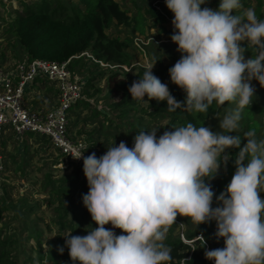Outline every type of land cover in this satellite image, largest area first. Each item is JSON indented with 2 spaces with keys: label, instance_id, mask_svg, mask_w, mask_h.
Returning <instances> with one entry per match:
<instances>
[{
  "label": "clouds",
  "instance_id": "1",
  "mask_svg": "<svg viewBox=\"0 0 264 264\" xmlns=\"http://www.w3.org/2000/svg\"><path fill=\"white\" fill-rule=\"evenodd\" d=\"M202 4L205 0H165L173 13L171 40L181 53L168 73L186 94L184 101L153 74L155 62L143 65L129 92L133 100L166 101L169 112L208 113L213 104L225 102L236 107L219 121L220 132L188 123L159 137L157 128L139 131L131 148L121 141L99 157L94 152L84 156L85 150L71 153L74 159L83 157L89 190L82 202L97 225L83 236L63 235L73 264H170L172 250L164 241L178 214L197 226L215 221V236L223 238L224 247L204 253L214 264H264V199L259 195L264 138L250 129L241 146V135L229 134L239 131L241 112L253 102L251 81L264 87V19L253 8L235 14L242 0H219L216 9ZM245 44L254 53L247 59ZM232 148L238 149L235 172L213 207L208 181L226 168L232 159L226 150ZM196 237L204 244L202 235Z\"/></svg>",
  "mask_w": 264,
  "mask_h": 264
},
{
  "label": "trees",
  "instance_id": "2",
  "mask_svg": "<svg viewBox=\"0 0 264 264\" xmlns=\"http://www.w3.org/2000/svg\"><path fill=\"white\" fill-rule=\"evenodd\" d=\"M19 4L22 7L15 9L10 20L6 21L5 32L12 34L14 37V41L24 53L25 58L23 60L30 61L38 58L62 62L70 58L69 68L74 72V75L77 77L79 75L85 76V84L82 89L84 97L77 100L69 108V132L70 127H74L77 121L73 119L70 122L71 114H76L80 110L77 106L79 103L82 102L87 105L86 96H94L101 92L99 84L102 79H104L107 88L108 108L117 112V117L131 114L130 110L132 109L144 111L142 108H136L140 101L133 100L129 92V87L133 81L140 79L139 76L144 71L143 66L137 67L132 73L125 72L121 66H129L133 60L127 52L129 44L134 40L131 35L143 34L146 26L154 27L165 21L166 17L173 18L170 13L160 12L149 5L146 7L138 6L136 12L131 16L116 0H78L77 4L70 3L69 6H66L60 0H32L30 2L19 0ZM261 5V0H258V7ZM255 11L258 14V9ZM113 25L129 29L131 35L120 37L107 34V29ZM244 46L246 47L245 59L254 55L251 49H247L246 44ZM84 51H88L96 60L109 65H118V67H103L98 62H94L85 56L74 57ZM171 56L172 61L169 63H165L160 58H155V66L152 72L162 83L167 84L170 93L178 101H184L186 94L180 87L171 82L168 73V69L180 58L181 53L179 55L172 54ZM40 93H42V98L52 99L55 100L53 102H56L58 89L55 82L42 77H36L32 81L25 91L24 98L26 100L30 98V101L28 100L29 102H26V104L33 110L41 107L39 105L42 102L35 99ZM147 100L146 111L148 115L167 121L166 126H164L166 131L173 130L172 127L186 126L188 123H192L197 127L204 124L211 130L220 132L222 130L219 128V121L233 109L232 106L221 105L217 107L213 104L208 113H189L180 109H177L176 112H169L167 111L166 101L157 102L155 99L149 100L148 98ZM263 115L264 87H257L255 88L252 104L245 107L241 112L239 131L229 134L241 135V146L246 142L243 133L250 129H255L257 139L264 138ZM142 130H144L142 127L137 129L138 132ZM90 133L87 139H89ZM80 134L81 131H77V135ZM25 135L22 137L21 142H24ZM34 138L38 142H50L45 135H36ZM9 139H12V136L9 137L3 134L1 143L3 154V147L8 144ZM72 139L75 140V137ZM47 147H52V144H47ZM86 150L91 153L94 152L97 157L103 155V153L94 151L92 148L87 147ZM226 151L232 154V159L228 161L226 168L222 166L216 176L208 181L214 191L213 207L217 206L215 196L226 189L235 172L234 158L238 149L232 148ZM31 158V155L24 154V157L18 161V156L8 152V155L3 157L4 162L9 161L7 167L4 165L5 174L20 171L22 178H25L26 167ZM80 172L83 173L77 167L72 177L69 179L64 177L62 181L51 179L47 173L43 175L46 179L44 186L48 191L50 201H58V206L56 205L54 214L56 233L53 237L45 240L46 250L44 253L40 252L36 258L38 262L46 259L49 264H73L68 248L64 244L65 237L63 235L68 232H70V235H76L78 223L75 203L80 206L84 213L88 212L83 205L82 196L76 198L74 194L76 191L75 183L79 181ZM10 188H12V185L9 182L3 183V196L1 195L0 198V264H16L14 258L18 248L17 238L14 234H7L8 227L5 225L6 223H1L2 215L7 210L5 199L9 197L8 190ZM80 190L82 194H86L89 190L85 176ZM64 201L67 202L66 205H64ZM177 218L183 220L187 227L181 233L182 236L179 234L169 236L164 241L172 250L173 260L170 264H214L213 260L205 258L204 253L206 250L224 247L223 238L217 240L215 236V221L197 226L189 217L178 214ZM104 227L106 228V225ZM198 235L204 237V244L197 239L196 236ZM34 237L35 243L40 247L43 243L41 232H36ZM186 241H194V243L189 245ZM60 246L64 247L63 253L58 251ZM22 264H33V260L27 257ZM76 264H80V262L77 261Z\"/></svg>",
  "mask_w": 264,
  "mask_h": 264
},
{
  "label": "rangeland",
  "instance_id": "3",
  "mask_svg": "<svg viewBox=\"0 0 264 264\" xmlns=\"http://www.w3.org/2000/svg\"><path fill=\"white\" fill-rule=\"evenodd\" d=\"M30 2L32 0H23ZM34 1V0H33ZM38 1V0H35ZM66 6L77 4L78 0H60ZM121 7L128 11L132 16L138 6H153L160 12H168L173 16V13L166 7L165 0H116ZM262 5L258 7V0H242L243 7L236 11L235 14L243 16V13L248 8L258 9V14L255 11L258 19H264V0H261ZM30 5V3H28ZM219 5V0H205V4L201 8L209 7L216 9ZM22 6L19 0H0V66H5L8 62L17 61L24 57L23 51L20 50L14 37L10 33L5 32L6 21L10 20L14 14L15 9ZM172 19L166 17V20L154 27H145L143 34H130L129 29L111 26L107 29V34L118 35L123 37L131 35L132 38H138L144 42L143 50L138 49L132 43L129 44L127 52L132 56L133 60L129 66L123 68L125 72L132 73L137 67L143 66L146 63H154L155 58H160L165 63L172 61V54L179 55L177 44L171 40V35L174 31ZM155 66V64H154ZM154 68V67H153ZM85 80L84 75H79ZM251 84L257 88L262 87L255 79ZM101 92L94 96H86L87 105L82 102L77 106L80 109L76 114H71L70 122L76 119L74 127H70L71 137L81 142L88 148L94 151L105 153L107 148L118 145L121 141L126 142L127 146H133V137L137 134L138 128H143L148 131L157 128V137L163 134L167 121L150 117L147 113V96L145 100H140L136 108L142 110L132 109L131 114L117 117V112L108 108L106 100V85L104 79L100 81ZM29 88V87H27ZM36 100L42 103L47 109H51L55 100L42 98V93L35 97ZM30 98L26 100L29 102ZM224 106H236L235 103L225 102ZM129 111V112H130ZM99 112V113H98ZM94 115H96L94 117ZM218 116V114H217ZM216 116V117H217ZM262 123L264 125V115L262 116ZM77 131H81L77 135ZM91 132V133H90ZM90 133V137L89 136ZM5 136H12L8 140L4 149V155L8 152L12 155L18 156V161L24 157V154L31 155L30 163L26 167L25 178H22L20 171L17 173L7 172L5 175V182L12 185L8 190L7 199L5 203L7 210L2 215L1 223H6L7 234L11 233L17 238V251L15 254L16 264H22L27 257L32 258L33 264H49L46 259L38 262L36 258L40 252L44 253L46 250L45 240L51 238L56 233V226L54 225V214L58 201H50L48 191L44 186L46 179L43 177L45 173L50 175L51 179L62 181L64 177L69 179L76 172L77 167L72 162L68 161L64 156L57 152L53 147H47L50 142L35 141V134H26L24 142L14 139L11 132L6 131ZM12 142V143H11ZM47 143V144H46ZM24 144V145H23ZM93 153V152H92ZM9 161L4 162L5 167L8 166ZM79 181L75 183L76 198L82 196L81 187L83 185V177L80 172ZM4 182V183H5ZM80 182V183H79ZM78 187V189H77ZM259 193L260 197L264 198V189ZM3 191L0 192V198L3 196ZM2 195V196H1ZM1 202V200H0ZM57 205V206H56ZM77 216V230L76 235H86L87 230L96 227L94 221L91 219L89 212L84 211L76 204ZM31 207V209H30ZM186 224L183 220L175 219V225H171L167 237L174 235H181L186 229ZM106 229H112L117 235L121 234L122 230L113 228L111 224H106ZM36 232H41L43 243L39 247L35 243Z\"/></svg>",
  "mask_w": 264,
  "mask_h": 264
},
{
  "label": "built area",
  "instance_id": "4",
  "mask_svg": "<svg viewBox=\"0 0 264 264\" xmlns=\"http://www.w3.org/2000/svg\"><path fill=\"white\" fill-rule=\"evenodd\" d=\"M133 42L137 48L143 50L142 40L134 38ZM79 56H85L103 67H118L96 60L88 51L74 57ZM69 60L70 58L56 62L36 58L30 61L17 60L0 66V192L6 175L1 145L6 131L11 132L14 139L18 140L28 133L45 135L57 152L83 172V157L74 159L71 153L85 150L83 155L87 156L91 152L86 150L87 146L72 139L68 128V112L73 103L84 97L82 89L85 80L74 75L69 68ZM36 77L55 82L58 95L51 109L41 106L33 110L26 104L25 91Z\"/></svg>",
  "mask_w": 264,
  "mask_h": 264
},
{
  "label": "crops",
  "instance_id": "5",
  "mask_svg": "<svg viewBox=\"0 0 264 264\" xmlns=\"http://www.w3.org/2000/svg\"><path fill=\"white\" fill-rule=\"evenodd\" d=\"M24 58H25V56L22 57V58H19V60H23ZM11 62H13V60H12ZM11 62H8L6 65H9ZM6 65H5V66H6Z\"/></svg>",
  "mask_w": 264,
  "mask_h": 264
}]
</instances>
